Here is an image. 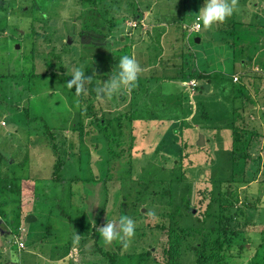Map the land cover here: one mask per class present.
<instances>
[{
    "label": "rangeland",
    "instance_id": "rangeland-1",
    "mask_svg": "<svg viewBox=\"0 0 264 264\" xmlns=\"http://www.w3.org/2000/svg\"><path fill=\"white\" fill-rule=\"evenodd\" d=\"M245 1L224 23L202 25L187 42L184 29L206 0H0V182L9 170L34 180V195L22 201L19 215L0 195V264H109L92 234L82 236L91 227L101 249L121 264H264V57L253 54V61L242 49L246 26L248 50L259 40L251 12L264 0ZM159 19L174 69L161 76L176 90L169 85L165 96L145 78L130 93L98 98L93 88L104 82L98 76L106 82L122 56L150 49L155 35L148 23ZM81 22L109 24L107 43L100 46L94 35L79 39ZM194 66L218 75L209 92L178 82ZM75 69L93 76L83 105L51 77L38 76ZM87 105L104 129L90 127ZM25 109L33 120L25 119ZM77 124H87L81 140L72 132ZM46 127L58 140L45 135ZM53 144L64 157L59 181ZM125 215L136 224L129 246L106 244L97 228ZM28 216L34 220L26 222ZM216 239L221 249L210 245ZM201 252L206 258L198 262Z\"/></svg>",
    "mask_w": 264,
    "mask_h": 264
},
{
    "label": "clouds",
    "instance_id": "clouds-1",
    "mask_svg": "<svg viewBox=\"0 0 264 264\" xmlns=\"http://www.w3.org/2000/svg\"><path fill=\"white\" fill-rule=\"evenodd\" d=\"M239 11L238 0H206L197 16V27L201 24L204 28H211L213 24L224 23L234 12ZM119 71L115 75L93 88L98 98L112 97L122 89L129 93L137 86L139 76L143 69L134 57L122 56L119 64ZM93 82V76H86L82 69H75L72 78L67 82L69 89L74 88L77 96L87 92V86ZM146 215L155 218V212L149 211ZM136 224L128 216H121L118 221L104 223L97 228L101 239L106 244L118 241L126 249L135 234ZM79 235L73 239V243H78Z\"/></svg>",
    "mask_w": 264,
    "mask_h": 264
},
{
    "label": "trees",
    "instance_id": "trees-1",
    "mask_svg": "<svg viewBox=\"0 0 264 264\" xmlns=\"http://www.w3.org/2000/svg\"><path fill=\"white\" fill-rule=\"evenodd\" d=\"M103 4L105 5L107 3H103ZM107 12L109 13L110 10H108V11L106 10L104 12V15L105 16H106V13ZM106 18H108V17H106ZM46 19L48 20L47 17H46ZM41 21H43L42 18H41ZM98 26L99 25L96 24V27L97 28H94L95 27V24L91 26L89 24H84V23L81 22V24H80V32L78 33V38L79 39L83 38V39L87 40L88 38H91L94 35L97 38V42L100 43V46L105 45V43H107V40H108L107 39L108 38V33H109V31L112 28L110 27L109 24H103L102 26H99V27ZM91 28L92 29L94 28L93 32L96 31L95 34H93V32L91 31ZM86 29H90V32L89 31H85ZM100 29H106V33L99 32L98 30H100ZM106 45H108V44H106ZM100 48H102V47H100ZM214 74L215 75H206L205 73L198 72L195 69V66H194V67H192L190 69V71L188 73H186L183 76V78H181V80L182 81L188 80V79H190V80L191 79L202 80L201 85H197L196 90L204 91L205 89L202 87V83L211 85V83H210L211 79L213 77H215V76H218L216 73H214ZM232 74H233V72L230 75H232ZM38 76H41V77L42 76H49V77H51L53 80L57 81L61 86L65 87L68 90L69 96H71L73 98L76 97L80 101V104L84 103L83 94H81L80 96H77L76 93H75V89L74 88L69 89L67 87V82L72 78V75L50 73L48 75H38ZM203 79H206L205 82H207V83H205L203 81ZM86 108H87L88 112L91 114V119H90V122H89V124L91 125L90 127H93V129H95V128L98 127V130L99 131L102 130V129H104L106 127V125H107L106 123H104L105 122L104 119H101V120L98 119V115H97L98 113L97 112H93L92 111V108L89 105H87ZM23 113H24V117H25V119L27 121L33 120L32 118H30V115H29V112H28L27 109H25L23 111ZM76 126H78V127H74V128L72 127L73 128L72 131H78L80 129V131H78V132L80 133L79 134V137L81 139L82 138L81 135H83V133H84V132H82L83 131V129H82L83 126L81 124H77ZM44 133H45V135L49 136L50 139L53 142L57 139L55 137L56 134H55V131L54 130L48 129L46 127ZM51 150L57 156L56 161H55L56 163L54 164L55 166H54V172H53V174L55 175L57 173L55 175V177L57 176V178H55V180L56 181H59L60 178L58 176V171H60L61 169H63V166H64L63 165V163H64L63 159H64V157H63V154H61V153L58 154L57 147H56L55 144L51 145ZM3 159H7V158L5 157ZM6 164H7L6 167H8V168H9V166H13V167L15 166L12 163H8V161H7ZM6 170H8V169H6ZM11 172H13V173H11ZM9 173H11V175H9ZM143 178H145V177H143ZM26 179L27 178H23L21 175H18L14 171L9 170V171H7L6 177L4 179L2 177V180L0 182V185H1V183H3L2 186H0V195H1V197H3L2 200L3 201H6V202L10 201V203L16 205L17 206V210H18V215L20 213L19 212V205H21V192H22L21 191L22 190L21 189V182H22V180H26ZM174 179H177V180H175L176 182L179 181V179L177 178V176H175L174 178H172V180H174ZM163 181H164V179H163ZM90 229H91L90 231H89L88 228H84V230L83 229H80V230H83L81 233L83 234L82 236H84V237L85 236H88L87 234H89V235L92 234L91 237L93 239H95V241H96V243L94 241V245L96 247V252H98L103 258L107 259L109 264H121V263H117L116 262V258H115V255H114L115 253L109 252V251H105L104 249L103 250L101 249V246L98 244L99 241H98V235H97L96 231H94L92 227ZM77 230H79V229L77 228ZM80 242L83 243V241H80ZM210 245H213L216 249H221L222 248V243L219 242L218 239H216L215 241H213ZM69 246L71 247L72 244L71 245L69 244L67 246V248H69ZM120 246H121V244H120ZM205 258H206L205 253L204 252H201L200 253V256H199L198 262L201 261V260H203V259H205Z\"/></svg>",
    "mask_w": 264,
    "mask_h": 264
},
{
    "label": "crops",
    "instance_id": "crops-1",
    "mask_svg": "<svg viewBox=\"0 0 264 264\" xmlns=\"http://www.w3.org/2000/svg\"><path fill=\"white\" fill-rule=\"evenodd\" d=\"M245 3L247 4V5H250V3L248 2V0H246L245 1ZM245 5V4H244ZM252 5V4H251ZM253 6V5H252ZM262 7H264V6H262ZM261 6H257V7H252L253 8V10H252V12H251V14L254 16V17H256V25L255 26H257V27H255L257 30H258V32L256 33V37H258L259 38V40L257 41H255L254 43H253V45H252V48H251V50L252 51H250V50H248L249 49V41H248V37H249V34H248V30L250 29V26H246V28H244L245 29V32L244 33H246V35H245V38H244V40H243V44L242 45H244V48H242V49H247V51L248 52H252V57L251 58H253V61H254V55L256 54V57L257 58H262L263 59V57H264V12H262V10L263 9H260V8H262ZM245 9L247 8V7H244ZM244 8H243V11H246V10H244ZM260 9V11L258 12V10ZM255 10H257L256 11V13H255ZM262 12V16H260V13ZM246 14H249V13H246ZM250 15V14H249ZM148 18H149V14H147V13H145L143 16H142V19H146V20H148ZM196 20V19H195ZM149 21V20H148ZM154 21V20H153ZM152 21V22H153ZM150 22V21H149ZM152 22L151 23H148V24H151L149 27H150V29L151 30H153L154 31V34H153V36L155 35V37H154V40H152V42H151V44L149 45L150 46V49H147V47L148 46H145L144 47V49H135L134 50V53H133V55H132V57H134L135 59H136V61L139 63V65L141 66V68L143 69V72L141 73V75L139 76V79H142V81H144L145 83H146V81L144 80L145 78H146V80L147 79H149V78H151V80H153L152 82L154 83V85L155 86H157V84L159 85V87L161 88L160 89V91L159 92H161V94H164V93H166V94H164L165 96L168 94V92H165L166 91V89L168 88V86L169 85H171L173 88V90L175 91L176 90V85H178L177 83L175 84V83H170V82H168V78L169 77H164V76H161V73H163L164 72V70L167 68V69H170L171 68V70L170 71H174V69L172 70V67H169L168 66V63H169V61H167L166 59H165V56H167V57H169L170 58V55H168L169 53H171L170 51H171V49L170 48H167V49H163V40L164 39H166V36L167 35H165L163 32L165 31V30H167V28L164 26L165 24V22L164 21H160V19H159V21H155V22H153V24H152ZM195 22V21H194ZM218 24V23H217ZM153 25H155V26H157L159 29H161V28H163L164 27V29H163V31L162 30H159V31H157V30H154V29H157V28H155V27H153ZM201 26H202V24H201ZM190 27V26H189ZM189 27H185V39H186V41L188 42L189 41V38H190V35L191 34H189ZM254 28V29H255ZM138 33H140L141 35L144 33V32H138ZM193 33H197V32H193ZM258 33H261V35H259ZM187 35V36H186ZM147 37H149V36H147ZM110 38V37H109ZM109 38H107V39H109ZM144 39H146V40H148L147 38H144ZM143 39V40H144ZM246 39V40H245ZM151 40V39H150ZM200 40V39H199ZM261 40H262V42H261ZM108 41V40H107ZM197 43V42H196ZM263 44V45H262ZM159 46V49L158 50H151V49H153V47H156V46ZM254 45H257V47L255 48V46ZM157 46V47H158ZM170 50V51H169ZM167 51V52H166ZM106 52L105 51H101V52H98V57H100V58H102V61L101 62H103L104 63V61H105V56H106V54H105ZM167 53V54H166ZM254 54V55H253ZM156 56L157 58H154L153 60H151V57L150 56ZM159 55V56H158ZM251 58L249 59V58H247V63H249L250 61H251ZM144 60V61H143ZM168 60H170V59H168ZM175 60H177L176 58H175ZM158 63H157V62ZM113 64L112 65H110V66H113V70H114V60H113V62H112ZM161 63H164L165 64V66H163V67H160L159 65L161 64ZM152 64H154V66H155V68H153V70H155L156 71V73L158 72L159 73V75L156 77V76H154L155 75V73L153 74V71H152ZM161 68H163V71L161 70L160 71V69ZM214 70H209L208 72H206L205 74L206 75H215L214 74ZM234 72V71H233ZM114 73V72H113ZM112 73V74H113ZM216 73V72H215ZM172 74H174V73H172ZM236 74V73H235ZM166 75H169L168 73L166 74ZM104 75H102V76H98V77H100V79H102V82L104 81L105 82V78L106 77H103ZM171 76V75H170ZM155 78H156V83H155ZM138 79V80H139ZM179 80V79H178ZM177 80V81H178ZM193 80H195V79H193ZM176 81V82H177ZM178 82H180V84L182 85V86H184L183 85V83H184V81H178ZM201 83V82H200ZM209 85V84H208ZM185 87V86H184ZM210 89H212L211 88V85H209V89H208V91L210 90ZM161 94H159L160 96H161ZM83 105V104H82ZM16 120L19 122V117L18 116H16ZM83 124V123H82ZM88 124V123H87ZM87 124L84 126V127H82V129H83V131L82 132H84L83 133V135H81V137H83L84 135H86V131H84V129L85 128H87ZM163 124H164V122H163ZM163 124H161V125H163ZM83 126V125H82ZM73 128L74 127H76V125L75 126H72ZM73 132V131H72ZM79 132L77 131V138L79 139V140H81L80 139V137H79ZM17 161V163L19 164V160H16ZM14 164V163H13ZM33 182H34V180L33 179H29V178H27L26 180H22V182H21V204H22V201H24V199H27V200H31L32 199V197H33V195H34V190H33ZM93 219V218H92ZM96 219L94 218V221H95ZM74 237V236H73Z\"/></svg>",
    "mask_w": 264,
    "mask_h": 264
},
{
    "label": "built area",
    "instance_id": "built-area-1",
    "mask_svg": "<svg viewBox=\"0 0 264 264\" xmlns=\"http://www.w3.org/2000/svg\"><path fill=\"white\" fill-rule=\"evenodd\" d=\"M197 22L198 21H197V18H196L193 26L188 31L189 34L190 33H193V32H198L201 29V26L200 27H197L196 26L197 25ZM234 80H237V77L236 76L234 77ZM183 85L186 86L190 90H193L194 88L197 87V83L195 81H193V80H190L189 82H184ZM18 247H19V249L23 248V243L22 242H18Z\"/></svg>",
    "mask_w": 264,
    "mask_h": 264
},
{
    "label": "water",
    "instance_id": "water-1",
    "mask_svg": "<svg viewBox=\"0 0 264 264\" xmlns=\"http://www.w3.org/2000/svg\"><path fill=\"white\" fill-rule=\"evenodd\" d=\"M195 42H199V38H196L195 39ZM202 87L205 89V91H208V89H209V85L208 84H202ZM199 145H202L203 144V136L202 135H200L199 136V143H198ZM30 220H34V218L33 217H31V216H28L27 218H26V222H28V221H30Z\"/></svg>",
    "mask_w": 264,
    "mask_h": 264
}]
</instances>
